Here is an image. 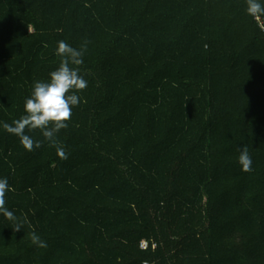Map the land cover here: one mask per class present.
I'll return each mask as SVG.
<instances>
[{
  "label": "trees",
  "instance_id": "16d2710c",
  "mask_svg": "<svg viewBox=\"0 0 264 264\" xmlns=\"http://www.w3.org/2000/svg\"><path fill=\"white\" fill-rule=\"evenodd\" d=\"M60 40L88 42V86L58 133L67 159L0 124L24 225L0 215V264H264V16L245 0H0V122Z\"/></svg>",
  "mask_w": 264,
  "mask_h": 264
},
{
  "label": "clouds",
  "instance_id": "9594fccd",
  "mask_svg": "<svg viewBox=\"0 0 264 264\" xmlns=\"http://www.w3.org/2000/svg\"><path fill=\"white\" fill-rule=\"evenodd\" d=\"M245 3L248 15L254 18L264 16V4L260 0H245ZM87 43L84 41L79 48H75L64 40L58 41L55 55L60 58L59 66L49 72L46 81L38 80L33 83L31 94L24 101L23 115L13 120L11 124L0 122L7 133L19 138L26 151L32 152L40 148L43 142H47L56 149L60 159L68 158L65 147L58 139V133L68 127L73 107L81 103L78 93L88 86V81L80 74ZM26 130L28 132L38 130L43 140H34L26 134ZM238 151V162L242 171H251L252 158L247 146H240ZM9 191L14 189L10 187L7 177L0 178V215L13 222L14 230L19 231L24 225L15 213L6 207V194ZM31 241L40 248L48 246L34 230L31 232Z\"/></svg>",
  "mask_w": 264,
  "mask_h": 264
}]
</instances>
